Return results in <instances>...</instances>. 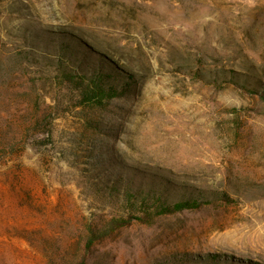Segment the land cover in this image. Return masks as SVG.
Masks as SVG:
<instances>
[{
  "label": "rangeland",
  "instance_id": "1",
  "mask_svg": "<svg viewBox=\"0 0 264 264\" xmlns=\"http://www.w3.org/2000/svg\"><path fill=\"white\" fill-rule=\"evenodd\" d=\"M0 264H264V0H0Z\"/></svg>",
  "mask_w": 264,
  "mask_h": 264
},
{
  "label": "trees",
  "instance_id": "2",
  "mask_svg": "<svg viewBox=\"0 0 264 264\" xmlns=\"http://www.w3.org/2000/svg\"><path fill=\"white\" fill-rule=\"evenodd\" d=\"M198 206H200V202L196 199H181L177 202H175L172 206L169 205H165V204H161L160 207L162 209L161 213L164 214H170L176 211H182L185 209H192V208H197ZM124 221L120 220V219H113L111 220L107 226H108V232L113 230L116 226H121L124 223H122ZM104 234H107L104 233Z\"/></svg>",
  "mask_w": 264,
  "mask_h": 264
}]
</instances>
